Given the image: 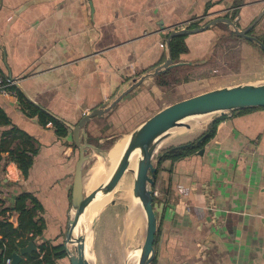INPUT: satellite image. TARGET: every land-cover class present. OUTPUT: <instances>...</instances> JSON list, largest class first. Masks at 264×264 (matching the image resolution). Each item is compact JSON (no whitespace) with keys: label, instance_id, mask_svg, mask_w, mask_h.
Instances as JSON below:
<instances>
[{"label":"crops","instance_id":"0c3cea01","mask_svg":"<svg viewBox=\"0 0 264 264\" xmlns=\"http://www.w3.org/2000/svg\"><path fill=\"white\" fill-rule=\"evenodd\" d=\"M263 9L264 0H0V73L18 78L16 87L30 102L76 125L126 83L166 60L167 48L161 43L166 44L174 25L199 17L205 24L236 12L235 21L244 29ZM255 27L252 34L264 40V15ZM231 30L217 23L186 35L188 50L175 60L186 64L175 69L205 68L219 37ZM213 80L208 76L176 88L192 91L184 99L224 86L210 88ZM164 93L156 77H149L103 117L87 123V141L99 150L89 149L84 163L86 195L108 181L132 133L168 105ZM0 109L10 121L0 126L1 131H15V137H8L15 139L11 147H22L24 134L38 150L28 176L8 160L7 152H0V205L16 219L17 195L30 193L28 207L36 208L44 225L42 235L33 241V252L41 244L64 246L68 220L75 215L72 193L80 155L73 132L61 136L52 122L41 124L17 96L0 93ZM182 131L169 141L171 146L202 134ZM203 148V153L200 149L159 164L152 264H264V107L227 112ZM134 178V173L126 172L80 218L79 233L87 231L89 259L94 263L134 264L135 254L129 253L143 244L147 222L133 195ZM133 210L141 216L139 223L131 216ZM57 263L71 264L67 255Z\"/></svg>","mask_w":264,"mask_h":264},{"label":"water","instance_id":"95a60500","mask_svg":"<svg viewBox=\"0 0 264 264\" xmlns=\"http://www.w3.org/2000/svg\"><path fill=\"white\" fill-rule=\"evenodd\" d=\"M263 15L264 9L252 23L244 29H241L237 22L229 16L213 19L197 27L177 29L174 27L178 24L174 25L171 27L172 30L166 40L168 52L166 60L162 64L156 66L152 71H147L140 77L134 78L130 83H126L120 88L116 95L85 114L76 125L69 124L40 105L32 102L41 110L65 123L71 129L74 143L80 151L75 170L72 193V208L75 211V215L68 220L64 240V249L71 264H97L89 259L92 255V251L87 245V231H81L79 233L80 218L85 213L89 204L98 197H103L112 191L126 172L135 174L133 195L144 208L147 220L144 242L137 249L140 251L137 264H152L156 255L155 243L158 233V213L155 209L154 186L160 161L167 152V150L159 151L162 142L165 141L174 128L187 124L186 120L190 118L215 113L221 116L230 111L264 107V83H242L234 86L219 87L181 99L157 111L132 133L131 139L108 181L89 195H86L84 192V163L90 158V154L88 153L89 149H99L95 148L87 141L88 133L85 130L87 123L94 117H103L107 112L112 110L125 95L140 86L145 79L156 77L170 69L186 64L181 61L176 62L173 57L171 40L175 36H186L202 32L217 23H224L232 28L236 36L257 43L264 51L263 41L251 34V31L255 28ZM204 150L205 149L202 148L199 152L203 153ZM13 214H17L16 211L13 210ZM69 244L74 245V248L71 249ZM33 250H36V246L33 242H29L25 247L21 248L18 253L13 254L11 264H20L23 257L27 254H32ZM134 254L135 251L131 252L130 257Z\"/></svg>","mask_w":264,"mask_h":264},{"label":"trees","instance_id":"16d2710c","mask_svg":"<svg viewBox=\"0 0 264 264\" xmlns=\"http://www.w3.org/2000/svg\"><path fill=\"white\" fill-rule=\"evenodd\" d=\"M235 17L236 12L235 15H231L232 19H234ZM197 26H200V24H191V27ZM169 33L167 34V36L169 35ZM232 35L234 37H238L234 34V32H232ZM185 37L186 36L184 35L175 36L171 40V50L175 60L179 59L180 55L187 52L188 50L187 44L185 42ZM262 41L264 43V40ZM203 65L206 66L207 64L205 63ZM196 67L197 66L195 65L183 67L182 70L175 69L176 67L170 69L167 72L156 76L157 84L162 90H167L168 88L172 87V85H177L182 82H188L209 76L208 73L203 74L202 71H204L205 68H202L197 71L201 72L199 74H183L181 77L174 76L170 79V75H173V72H179L183 70L192 71ZM15 88L17 90V97L19 101L23 105L24 110H26L30 116L38 118L40 123L43 125H47L48 123L52 122V124L56 128L57 133L61 136H65L69 133L71 129L65 123L56 119L47 112L41 110L35 104L30 102L21 90H19L17 87ZM224 118L225 114L216 117L209 123L207 130L202 133L197 139L188 143H184L182 145H178V147L170 146L169 148H167V152L160 163L164 159H171L173 161H176L183 157L189 156L205 147V145H207L215 137L217 130ZM9 122L10 121L7 115L3 112L2 109H0V126L7 125L9 124ZM14 132V130H11V132L8 133V131H1L0 129V152H7L8 160L14 161L22 170L23 174L25 176H28L29 170L34 162L33 158L37 154L38 150L34 146V140L30 136L28 137L24 134H20L22 147L20 145H18L17 147H11V144L15 139L11 138L9 140L8 137H15ZM6 134H8L7 137ZM29 199L33 200V197L30 193H21L17 195L13 205V210L17 213L16 219H12L11 214L7 216L6 212L10 209L3 207V205H0V264H6L7 259L12 260V256L14 253H18L20 249L25 247L29 242L36 241L43 233L44 225L42 221L40 223L39 219H37L36 208L28 207L27 202ZM66 255L67 253L64 249V246L62 245L49 246L41 244L39 247V251L32 252V254L28 255L25 259H22L20 264H58L57 260L65 257Z\"/></svg>","mask_w":264,"mask_h":264},{"label":"rangeland","instance_id":"374dc122","mask_svg":"<svg viewBox=\"0 0 264 264\" xmlns=\"http://www.w3.org/2000/svg\"><path fill=\"white\" fill-rule=\"evenodd\" d=\"M235 18L234 20H236ZM206 64L204 71H202L203 74L208 73L210 77L214 76L210 88L223 85L234 86L242 83H264V52L257 43L249 42L247 39L241 37H234L232 30L219 37L213 53ZM188 71L190 70L173 72V75H170V79L174 76L181 77L183 74L188 75L192 73V75H196L201 73L195 70ZM163 92H165L164 103L169 105L181 100L184 95L191 94L192 91H181V89L176 88V85H172V87L163 90ZM218 115V113L208 114L206 115L208 119L204 122L200 121L201 116L186 120L187 124H183L172 130L159 151L169 148L171 146V142L169 143V141L180 135L179 131L181 130H184L182 133H195L198 131L199 133H204L209 123L218 117ZM198 124L201 125L192 128V126ZM110 234L109 236L112 237V241L116 240L114 233Z\"/></svg>","mask_w":264,"mask_h":264},{"label":"built area","instance_id":"2783aa9c","mask_svg":"<svg viewBox=\"0 0 264 264\" xmlns=\"http://www.w3.org/2000/svg\"><path fill=\"white\" fill-rule=\"evenodd\" d=\"M231 17V15L229 16ZM204 22L202 17L199 18H195V19H191L185 22H182L180 24H178L176 27L174 28H184V27H191L192 23H197L202 25ZM162 46H166L165 43H161ZM19 83V79L18 78H12V77H6L3 74L0 73V93L4 96H17V90H16V86ZM12 260L11 259H7L6 264H11Z\"/></svg>","mask_w":264,"mask_h":264},{"label":"bare ground","instance_id":"6f19581e","mask_svg":"<svg viewBox=\"0 0 264 264\" xmlns=\"http://www.w3.org/2000/svg\"><path fill=\"white\" fill-rule=\"evenodd\" d=\"M207 119H208V118L206 117V115H205V116H201L200 121H201V122H204V121H207ZM192 127H193V126H192ZM163 143H164V142H162V144H163ZM162 144H161V146H162ZM122 145H123V144H122ZM161 146H160V147H161ZM98 173H99V172H98ZM98 173L95 174V175H98ZM100 173H102V172H100ZM100 173H99V174H100ZM100 176H102V175L100 174ZM94 178H95V176H94ZM97 178H98V177L96 176V179H97ZM102 179H103V178L101 177V178H100V181H101ZM94 180H95V179H94ZM94 180H93V181H94ZM96 181H97V183H98V180H96ZM94 182H95V181H94ZM95 183H96V182H95ZM95 183H94V184L92 183V184L95 185ZM97 183H96V184H97ZM100 183H101V182H100ZM99 185H100V184H99ZM94 187H95V186H93V188H94ZM97 187H99V186H97ZM93 188H92V189H93ZM94 189H95V188H94ZM93 191H94V190H93ZM132 205H133V204H132ZM136 205H138V204H136ZM95 206H96V205H95ZM130 206H131V205H130ZM134 206H135V205H134ZM135 207H136V206H135ZM137 207H139V206H137ZM140 207H141V205H140ZM95 208H96V207H95ZM134 210H135V209H134ZM134 210H133V212L130 211V212H132V213H131V216H132L133 219H135V220L137 221V223H139V220L141 219V216L137 214V211H138L139 209H137V211H134ZM140 210H141V209H140ZM140 210H139V211H140ZM142 210H143V209H142ZM142 210H141V211H142ZM93 212H95V211H93ZM93 212H92V213H93ZM141 215H142V214H141ZM143 215H145V214L143 213ZM128 216H129V215H128ZM145 217H146V216H145ZM145 217H143V218H144L143 221L145 220ZM130 218H131V217H130ZM129 221H132V220H129ZM134 222H135V221H134ZM145 223H146V222H145ZM135 224H136V223H135ZM127 225H128V224H127ZM128 227H130V226L128 225ZM145 227H146V225H145ZM130 229H131V228H130ZM128 231H129V228H128ZM130 232H131V231H130ZM130 232H129V233H130ZM132 232H133V231H132ZM133 233H134V232H133ZM131 236H134V235H131ZM127 253H129V252H127ZM129 254H130V253H129ZM139 255H140V251H139V250H136V251H135V256H134L133 259H132V261L134 262V264H137V261H138V257H139Z\"/></svg>","mask_w":264,"mask_h":264}]
</instances>
